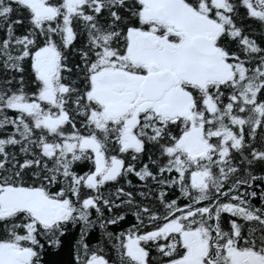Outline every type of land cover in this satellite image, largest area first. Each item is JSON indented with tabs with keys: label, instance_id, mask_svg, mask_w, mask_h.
I'll use <instances>...</instances> for the list:
<instances>
[{
	"label": "snow or ice",
	"instance_id": "obj_1",
	"mask_svg": "<svg viewBox=\"0 0 264 264\" xmlns=\"http://www.w3.org/2000/svg\"><path fill=\"white\" fill-rule=\"evenodd\" d=\"M0 264H264V0H0Z\"/></svg>",
	"mask_w": 264,
	"mask_h": 264
}]
</instances>
